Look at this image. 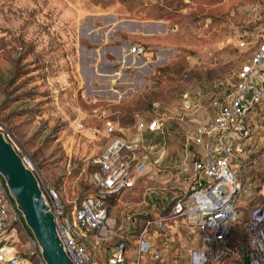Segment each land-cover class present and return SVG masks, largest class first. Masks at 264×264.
<instances>
[{
	"label": "rangeland",
	"instance_id": "374dc122",
	"mask_svg": "<svg viewBox=\"0 0 264 264\" xmlns=\"http://www.w3.org/2000/svg\"><path fill=\"white\" fill-rule=\"evenodd\" d=\"M263 31L264 0H0V132L40 185L55 188L69 207L92 193V160L113 137L142 138L139 119L164 120L174 133L172 160L188 164L203 152L188 119L201 126L213 120L212 103L233 88ZM241 40L249 44L240 47ZM134 45L144 51L135 53ZM243 125L234 163L254 164L241 172L251 194L240 205L238 233L250 210L264 204V96ZM164 174L157 181L142 176L112 199L110 215L121 228L131 227L132 216L143 222L151 185H177ZM184 182L177 191H186ZM189 232L174 224L165 246L154 235L162 264H187ZM126 239L134 257V240Z\"/></svg>",
	"mask_w": 264,
	"mask_h": 264
},
{
	"label": "built area",
	"instance_id": "2783aa9c",
	"mask_svg": "<svg viewBox=\"0 0 264 264\" xmlns=\"http://www.w3.org/2000/svg\"><path fill=\"white\" fill-rule=\"evenodd\" d=\"M246 44L249 43L244 40L239 42L240 46ZM254 45L249 60L235 74L233 88L225 98L212 103L213 120L201 126L198 119H188L197 126L192 141L203 150L199 159L189 164L174 159L163 167L153 161V154L159 149L164 154V145L145 146L139 137L132 140L113 137L92 160L96 168L90 176L92 193L76 205L67 206L55 188L40 185L54 215L63 250L73 264H162L154 235L159 237V245L165 246L173 239L170 231L178 222L190 229L188 237L194 241L187 264H244V258L247 264H264V204L250 210L242 245L244 252L229 246L242 200L251 194L241 172L254 161L234 162L243 151V122L264 96V31ZM144 48L134 45L132 50L142 53ZM136 125L141 133H167L164 120L139 119ZM157 173H168L177 185L189 174L183 183L186 191H177V185H151L145 190L150 203L141 204L143 222L137 221L139 215L138 219L129 217L131 227L124 230L110 215L112 199L131 190L140 177L151 181L157 178L154 177ZM115 232L120 240L114 250L107 252ZM128 236L134 240V257L128 256L133 247L126 239ZM0 264H45L1 179Z\"/></svg>",
	"mask_w": 264,
	"mask_h": 264
},
{
	"label": "water",
	"instance_id": "95a60500",
	"mask_svg": "<svg viewBox=\"0 0 264 264\" xmlns=\"http://www.w3.org/2000/svg\"><path fill=\"white\" fill-rule=\"evenodd\" d=\"M0 177L36 241L44 263L73 264L63 250L54 215L46 204L38 179L1 132ZM244 250L241 246V251ZM244 264H247L246 258Z\"/></svg>",
	"mask_w": 264,
	"mask_h": 264
},
{
	"label": "trees",
	"instance_id": "16d2710c",
	"mask_svg": "<svg viewBox=\"0 0 264 264\" xmlns=\"http://www.w3.org/2000/svg\"><path fill=\"white\" fill-rule=\"evenodd\" d=\"M167 129V133L165 134H157V133H150V132H145L143 133L142 136V141L143 144L145 146H149V145H158V146H165V151L166 154H168V156L170 154L173 153V149L175 146V141L171 140V136H174V133H171L170 131ZM247 223V221H246ZM246 223L243 226V232L238 233L237 231H235L233 233L232 238L229 240V246L230 247H234L237 249H241V246L244 244L245 241V227H246Z\"/></svg>",
	"mask_w": 264,
	"mask_h": 264
},
{
	"label": "crops",
	"instance_id": "0c3cea01",
	"mask_svg": "<svg viewBox=\"0 0 264 264\" xmlns=\"http://www.w3.org/2000/svg\"><path fill=\"white\" fill-rule=\"evenodd\" d=\"M157 23H155V25H156ZM133 26H136V27H139V26H142V23H139V22H133ZM143 27H144V25H143ZM238 44H239V42H238ZM247 45V44H246ZM245 45V46H246ZM240 46V45H239ZM240 47H244V46H240ZM251 55V54H250ZM246 62V61H245ZM186 151V150H185ZM184 151V152H185ZM173 156V153L172 154H170L169 156H168V154H166V153H164V154H161L159 157H158V159H157V163L160 165V166H163V167H166V166H169L170 165V163H171V161H172V157ZM184 156H185V158L187 159L189 156H188V153L187 152H185L184 153ZM185 159V160H186ZM192 160V159H191ZM191 162V161H190ZM189 162V163H190ZM183 163V162H182ZM185 163H186V161H185ZM188 163V164H189ZM154 174L152 173V176H153ZM188 175L189 174H185L184 176H183V179H186L187 177H188ZM154 177H157V176H154ZM167 177H169L170 178V176L169 175H167L165 178H167ZM156 180H158L157 178H156Z\"/></svg>",
	"mask_w": 264,
	"mask_h": 264
},
{
	"label": "clouds",
	"instance_id": "9594fccd",
	"mask_svg": "<svg viewBox=\"0 0 264 264\" xmlns=\"http://www.w3.org/2000/svg\"><path fill=\"white\" fill-rule=\"evenodd\" d=\"M195 259H196V258H195V256H194V261H195Z\"/></svg>",
	"mask_w": 264,
	"mask_h": 264
}]
</instances>
